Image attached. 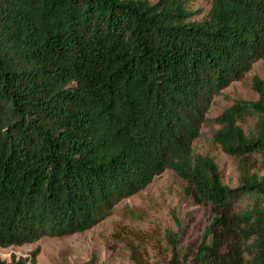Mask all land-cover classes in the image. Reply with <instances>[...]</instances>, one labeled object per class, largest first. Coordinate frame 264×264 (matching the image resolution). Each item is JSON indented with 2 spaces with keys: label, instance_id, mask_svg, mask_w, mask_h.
I'll return each mask as SVG.
<instances>
[{
  "label": "trees",
  "instance_id": "obj_1",
  "mask_svg": "<svg viewBox=\"0 0 264 264\" xmlns=\"http://www.w3.org/2000/svg\"><path fill=\"white\" fill-rule=\"evenodd\" d=\"M208 4L198 18L191 0H0V247L91 229L172 170L211 213L185 242L174 216L165 264H264V176L249 172L264 80L214 118L239 186L193 146L214 97L264 60V0Z\"/></svg>",
  "mask_w": 264,
  "mask_h": 264
},
{
  "label": "rangeland",
  "instance_id": "obj_2",
  "mask_svg": "<svg viewBox=\"0 0 264 264\" xmlns=\"http://www.w3.org/2000/svg\"><path fill=\"white\" fill-rule=\"evenodd\" d=\"M200 18L207 10L208 0H191ZM264 80V60L254 63L242 80L234 81L214 97L198 138L194 141L197 153L208 154L218 164L224 182L239 186L245 176L241 162L225 154L214 142L218 128L214 118L237 100H255L253 78ZM252 124V123H251ZM250 174L257 169L264 176V160L251 163ZM184 181L172 170L156 176L143 190L122 199L113 213L91 229L59 237H43L20 246L0 247V257L9 261L12 255L28 258L39 249L35 264H165L169 258L167 235L176 231L174 216L183 225L179 237L183 242L195 240L210 216L208 205L196 204L183 194ZM247 197L246 202H253ZM174 211V212H172ZM182 242V241H181Z\"/></svg>",
  "mask_w": 264,
  "mask_h": 264
}]
</instances>
